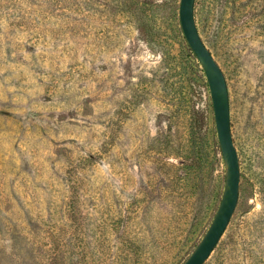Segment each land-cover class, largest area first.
<instances>
[{
	"label": "rangeland",
	"instance_id": "rangeland-1",
	"mask_svg": "<svg viewBox=\"0 0 264 264\" xmlns=\"http://www.w3.org/2000/svg\"><path fill=\"white\" fill-rule=\"evenodd\" d=\"M180 0H0V264H182L226 169ZM226 76L238 204L204 264H264V0H195Z\"/></svg>",
	"mask_w": 264,
	"mask_h": 264
},
{
	"label": "water",
	"instance_id": "water-1",
	"mask_svg": "<svg viewBox=\"0 0 264 264\" xmlns=\"http://www.w3.org/2000/svg\"><path fill=\"white\" fill-rule=\"evenodd\" d=\"M179 19L183 33L199 59L210 86L216 129L226 169L225 186L218 209L205 234L182 263L204 264L226 231L237 207L241 179L240 160L231 132L226 76L199 33L195 18V0H180Z\"/></svg>",
	"mask_w": 264,
	"mask_h": 264
}]
</instances>
